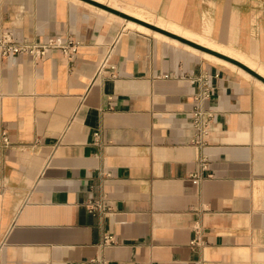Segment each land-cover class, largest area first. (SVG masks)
Instances as JSON below:
<instances>
[{
  "label": "crops",
  "instance_id": "1",
  "mask_svg": "<svg viewBox=\"0 0 264 264\" xmlns=\"http://www.w3.org/2000/svg\"><path fill=\"white\" fill-rule=\"evenodd\" d=\"M99 2L264 76V0ZM138 25L86 0H0V33L81 42L0 57V264H264V81Z\"/></svg>",
  "mask_w": 264,
  "mask_h": 264
},
{
  "label": "built area",
  "instance_id": "2",
  "mask_svg": "<svg viewBox=\"0 0 264 264\" xmlns=\"http://www.w3.org/2000/svg\"><path fill=\"white\" fill-rule=\"evenodd\" d=\"M81 42L74 38H63L62 36L51 37L46 41L38 42L32 41L28 38H20L15 33L11 31H4L0 33V57L2 58H12L14 56H32L38 59L44 58L49 55L50 52L54 50H60L65 55L73 58L80 46ZM107 58L105 63L107 62ZM211 97V88L206 82L205 86L200 95V99ZM194 124L198 129L199 137L197 142H202V136H206L213 130V114L203 108L198 106L194 110ZM4 141L8 142L9 139L5 135ZM89 208L92 212L100 210L101 205L91 204ZM115 242L114 236H106L104 239V244L109 245ZM193 245H197V240L192 242Z\"/></svg>",
  "mask_w": 264,
  "mask_h": 264
},
{
  "label": "water",
  "instance_id": "3",
  "mask_svg": "<svg viewBox=\"0 0 264 264\" xmlns=\"http://www.w3.org/2000/svg\"><path fill=\"white\" fill-rule=\"evenodd\" d=\"M86 1L91 2V3H93V4L97 5V6H100V7L104 8V9H106V10H109V11L113 12V13H116V14L124 17V18H127L128 20H133V21H136V22L141 23L143 25H146L148 27L154 28V29H156V30L168 35V36H171V37H173L175 39H178V40H180V41H182L184 43H187V44H189V45H191L193 47H196L198 49L210 52V53L218 55V56H220V57H222V58H224L226 60L234 62V63L242 66L243 68L248 70L250 73L254 74L255 76L259 77L260 79H262L264 81V76H262L261 74H259L258 72H256L252 68H250L249 66H247V65L243 64L242 62L238 61L237 59L231 58L230 56H227V55H225V54H223V53H221L219 51H216V50H214V49H212L210 47H207V46H205L203 44H200L198 42H195L193 40L185 38V37H183V36H181L179 34L171 32V31H169L167 29H164V28H162L160 26L154 25V24H152L150 22H147V21H144V20H142L140 18H136V17H134V16H132V15H130L128 13H125V12H123L121 10L115 9V8L109 6V5L103 4V3L95 1V0H86Z\"/></svg>",
  "mask_w": 264,
  "mask_h": 264
},
{
  "label": "rangeland",
  "instance_id": "4",
  "mask_svg": "<svg viewBox=\"0 0 264 264\" xmlns=\"http://www.w3.org/2000/svg\"><path fill=\"white\" fill-rule=\"evenodd\" d=\"M96 1V0H95ZM105 1H107V0H105ZM98 2H99V0H98ZM112 2V4H114L115 5V2H113V1H111ZM121 8H123V10H125L124 12L125 13H128V14H130V15H132V16H134V17H136V18H140V19H142V20H144V21H147V22H149V21H152V22H157L156 21V19L153 17V16H150L149 14H147V13H144V12H142V11H139V10H136V9H133V8H128V7H121ZM126 20H128L127 18H125ZM129 21H131V22H134V23H136V24H140V25H142V26H144L145 28H148V30L150 31V30H155V31H158V30H156V29H154V28H151V27H148V26H146V25H143V24H141V23H138V22H136V21H133V20H129ZM152 22H150V23H152ZM162 22V21H161ZM161 22L160 23H158V24H155V23H152V24H154V25H157V26H159V24H161ZM165 24H166V26L168 27L169 25H168V23H166V22H164ZM161 27V26H160ZM162 28H164L165 29V27L164 26H162ZM144 30V29H143ZM147 30V31H148ZM160 32V31H159ZM162 33V32H161ZM194 37V36H193ZM195 39H198V40H201V39H199V38H196V37H194ZM178 40V39H177ZM178 41H180V40H178ZM203 41V40H202ZM180 42H182V41H180ZM203 42H206V41H203ZM206 43H209V42H206ZM189 45V44H188ZM210 45H212V44H210ZM191 46V45H190ZM193 47V46H192ZM194 48H196V47H194ZM196 49H198V48H196ZM199 50V49H198ZM201 50V49H200Z\"/></svg>",
  "mask_w": 264,
  "mask_h": 264
},
{
  "label": "bare ground",
  "instance_id": "5",
  "mask_svg": "<svg viewBox=\"0 0 264 264\" xmlns=\"http://www.w3.org/2000/svg\"><path fill=\"white\" fill-rule=\"evenodd\" d=\"M131 24H136V23L131 22ZM136 25H137V24H136ZM160 25H163V24L161 23ZM138 26H140L141 28H144V29L148 30L147 28H145V27L142 26V25H138ZM170 28H171L173 31H176V32L181 33V34H183V35H186V36H188V37H192L187 31H184L182 28H180V27H178V26H176V25H171ZM192 38H193V37H192Z\"/></svg>",
  "mask_w": 264,
  "mask_h": 264
}]
</instances>
